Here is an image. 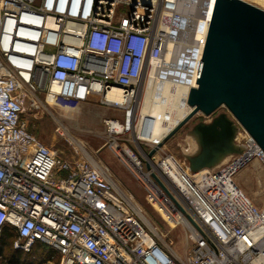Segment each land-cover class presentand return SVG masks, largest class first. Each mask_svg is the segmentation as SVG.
I'll return each instance as SVG.
<instances>
[{
  "label": "built area",
  "instance_id": "obj_1",
  "mask_svg": "<svg viewBox=\"0 0 264 264\" xmlns=\"http://www.w3.org/2000/svg\"><path fill=\"white\" fill-rule=\"evenodd\" d=\"M205 2L193 18L180 0H0V232L15 229L16 249L41 242L59 256L51 264H264V206L236 181L249 159L264 160L262 148L249 136L221 166L191 170L158 146L160 116L145 100L160 82H178L182 34L196 29ZM50 94L122 110L103 118L105 144L168 230L109 166L65 158L28 129L27 106L45 108ZM173 228L184 230L181 252Z\"/></svg>",
  "mask_w": 264,
  "mask_h": 264
},
{
  "label": "water",
  "instance_id": "obj_2",
  "mask_svg": "<svg viewBox=\"0 0 264 264\" xmlns=\"http://www.w3.org/2000/svg\"><path fill=\"white\" fill-rule=\"evenodd\" d=\"M202 17L211 22L196 85L189 89L191 109L158 144L197 113L211 115L225 106L228 112L197 126L202 148L190 159L194 171L242 151L234 142L239 125L264 151V0H206Z\"/></svg>",
  "mask_w": 264,
  "mask_h": 264
},
{
  "label": "rangeland",
  "instance_id": "obj_3",
  "mask_svg": "<svg viewBox=\"0 0 264 264\" xmlns=\"http://www.w3.org/2000/svg\"><path fill=\"white\" fill-rule=\"evenodd\" d=\"M41 97L44 98V94ZM223 112H228L225 106L220 107L211 115L197 113L162 145V152L173 153L190 167V159L202 148L197 126L200 123L211 122ZM122 116V110L104 106L96 99L83 102L59 98L55 103L46 104L45 108L32 110L27 106L24 113L28 129L45 146L65 158H77L86 155L87 152L79 147L76 140L83 142L93 155V157L89 156L109 166L117 179L135 194L146 213L162 229L168 230L169 224L162 217L158 207L151 204L143 186L105 144L103 118ZM239 126L234 142L236 147L242 149V151L235 150L225 153L212 168L221 166L248 147L250 135L241 125ZM254 151L255 147L250 149L249 153L254 154ZM236 181L254 203L261 207L264 206V160L260 156H254L240 168L236 174ZM170 237L174 240L177 250L181 252L186 244L184 230L173 228L170 230L168 238ZM7 260L8 258H1L0 263L7 264ZM23 262V264H51L48 263V260L42 262L34 257L24 258ZM55 262H57V259H55Z\"/></svg>",
  "mask_w": 264,
  "mask_h": 264
},
{
  "label": "bare ground",
  "instance_id": "obj_4",
  "mask_svg": "<svg viewBox=\"0 0 264 264\" xmlns=\"http://www.w3.org/2000/svg\"><path fill=\"white\" fill-rule=\"evenodd\" d=\"M180 5L185 15L194 18L198 0H180ZM169 16L168 13H165V19H168ZM207 27L208 22L203 18H198L195 30L192 32H183L181 43L183 62L181 64L182 70L177 74L179 78L178 82L162 81L159 83L158 90H156L155 93L147 94L145 97V100L151 105L153 111L157 112L160 116L156 128V137L159 140L165 137V135L181 122L185 118L184 115L191 109L190 105L184 107L181 101L184 95L188 93L190 86L196 84L197 73L202 59L203 46L207 35ZM170 51L171 53L173 52V50ZM109 96L122 100L119 91H113ZM56 100L57 98H54V96L50 94L49 101L55 103ZM76 143L87 152L88 155L93 157L91 151H89L83 142L76 140Z\"/></svg>",
  "mask_w": 264,
  "mask_h": 264
},
{
  "label": "trees",
  "instance_id": "obj_5",
  "mask_svg": "<svg viewBox=\"0 0 264 264\" xmlns=\"http://www.w3.org/2000/svg\"><path fill=\"white\" fill-rule=\"evenodd\" d=\"M15 238L16 231L10 226H6L0 232V260L1 258H8L7 264H23L24 258L28 257H34L42 262L49 259L59 260L56 251L41 242H36L30 251L16 249L13 246Z\"/></svg>",
  "mask_w": 264,
  "mask_h": 264
}]
</instances>
